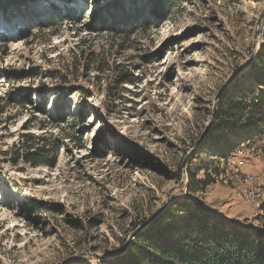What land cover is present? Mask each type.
<instances>
[{
	"label": "rangeland",
	"instance_id": "1",
	"mask_svg": "<svg viewBox=\"0 0 264 264\" xmlns=\"http://www.w3.org/2000/svg\"><path fill=\"white\" fill-rule=\"evenodd\" d=\"M116 1L0 0V264H99L189 193L222 225L264 240L250 187L238 179L199 186L220 162L203 151L206 139L195 145L221 86L264 43L263 18L252 52L264 0H172L159 18L148 16V0H134L138 19L126 35L85 27ZM80 52L94 60L86 66ZM252 61L230 84L257 85L240 79ZM117 64L137 75L133 85H115ZM22 132L49 144L53 166L10 162ZM246 156L243 170L264 184V134L250 138Z\"/></svg>",
	"mask_w": 264,
	"mask_h": 264
},
{
	"label": "trees",
	"instance_id": "2",
	"mask_svg": "<svg viewBox=\"0 0 264 264\" xmlns=\"http://www.w3.org/2000/svg\"><path fill=\"white\" fill-rule=\"evenodd\" d=\"M7 1L20 5L27 0ZM124 1L126 0L99 6L91 13L85 27L95 31L103 24L110 28L109 32L113 35H115L113 31L126 35L127 27L134 26V20L138 19L135 18L138 10L134 0L129 8L123 6ZM171 1L148 0V16L162 17L165 15L167 3ZM111 5L114 7L113 10L120 11L117 15L114 12L110 15ZM108 13L111 16L110 25H106ZM145 24L149 26V20ZM263 50L264 43L260 45L249 70L240 78L250 77L257 85L242 86L238 82L240 80H235L219 95L211 128L208 136L204 138L206 146L202 147L203 151L225 157L240 142L264 134ZM84 53H79V59L83 58L87 66L94 60V53L89 52L86 56ZM0 55H6V51L0 50ZM114 69L118 70L115 80L117 87L123 88L124 84L133 85L138 79L137 75L132 74L122 64L115 65ZM80 90L84 96L90 95L89 91L82 88ZM56 95L58 96L57 93ZM4 100L0 96V113L4 111ZM44 100L41 102L42 105L45 103ZM84 108L82 106L81 111H84ZM38 109L41 112L45 111L42 106ZM57 111L60 113L61 106H57ZM35 118L31 112L21 127L22 130H27ZM40 139L38 135L22 132L17 144L12 148L16 157L11 158L10 162L15 164L21 158L32 166L41 164L53 166L55 159L48 156L49 144L39 145L37 140ZM79 142L77 146L82 147ZM215 171L217 174L219 168L215 167ZM194 177V175L190 177L191 184L194 183ZM213 181V177L207 176V179L199 182V186L203 190ZM217 219L211 208L190 193L174 198L160 214L135 233L134 241L129 242V246L121 255L100 260L99 264H264L263 239L256 237L249 229L241 231L232 225H222Z\"/></svg>",
	"mask_w": 264,
	"mask_h": 264
},
{
	"label": "built area",
	"instance_id": "3",
	"mask_svg": "<svg viewBox=\"0 0 264 264\" xmlns=\"http://www.w3.org/2000/svg\"><path fill=\"white\" fill-rule=\"evenodd\" d=\"M248 143L249 140L240 142L237 148L225 157L215 156L220 164L218 173L213 176V182L227 183L236 179L242 181L245 186L250 187V190L245 193L249 197L250 203L256 209L259 217L264 219V184L257 183L254 174L243 170L249 163L246 156Z\"/></svg>",
	"mask_w": 264,
	"mask_h": 264
},
{
	"label": "water",
	"instance_id": "4",
	"mask_svg": "<svg viewBox=\"0 0 264 264\" xmlns=\"http://www.w3.org/2000/svg\"><path fill=\"white\" fill-rule=\"evenodd\" d=\"M264 18V7L262 9V12L257 20V25H256V30H255V33H254V43L252 45V52L254 51V49L257 47V38H258V35L261 33V24H262V20ZM253 54V53H252ZM254 59V56L253 55H250V57L248 59H246L244 62H242L237 68L236 70L232 73V75L230 76V78L221 86V88L219 89V91L217 92L216 96H215V103H214V106H213V113H212V120L210 121V123L208 124L206 130L204 131V133L201 135V137L198 139V141L196 142L195 145H198L205 137L206 135L208 134V130L210 129L211 127V124L213 122V118L215 116V113H216V108H217V102H218V98H219V95L221 94V92L223 90L226 89V87L233 81V79L239 75L240 73L243 72L244 68H245V65L250 62L251 59ZM187 160V156L185 157V159L183 160V163H182V166L185 165V162ZM164 210V207H161L159 208L158 210H156V212L151 216L150 219L146 220L143 224H141L138 228H137V231L141 230L143 227H145L150 221H152L158 214H160L162 211ZM126 246L127 244L123 245V247L115 252H108V253H105L102 258H114L116 256H119L121 255L125 249H126Z\"/></svg>",
	"mask_w": 264,
	"mask_h": 264
}]
</instances>
